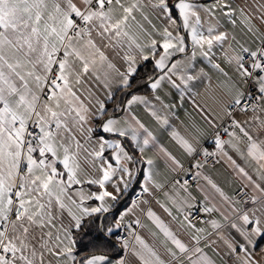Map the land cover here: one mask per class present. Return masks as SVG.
Here are the masks:
<instances>
[{
  "label": "snow or ice",
  "instance_id": "obj_1",
  "mask_svg": "<svg viewBox=\"0 0 264 264\" xmlns=\"http://www.w3.org/2000/svg\"><path fill=\"white\" fill-rule=\"evenodd\" d=\"M0 264H264V0H0Z\"/></svg>",
  "mask_w": 264,
  "mask_h": 264
}]
</instances>
